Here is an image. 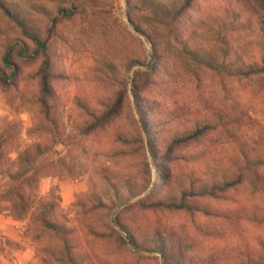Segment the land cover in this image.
<instances>
[{
    "label": "rangeland",
    "instance_id": "374dc122",
    "mask_svg": "<svg viewBox=\"0 0 264 264\" xmlns=\"http://www.w3.org/2000/svg\"><path fill=\"white\" fill-rule=\"evenodd\" d=\"M13 1L30 30L37 31L42 38L54 44L57 65L67 75L57 84L65 142L54 146L36 162H23L24 155L35 154L42 139L38 110L33 103L36 86L27 80L28 73L35 69L38 60L28 59L22 62L23 76L19 86L8 91L0 90V142L3 143L0 157V264L59 263L62 250L58 241L43 232L34 220L40 205L51 202L57 205V219L73 230L76 245L88 252L96 264H164L161 254L136 248L127 241L125 234L126 245L119 249L95 242L81 223L79 202L85 201L87 194L104 184V174L128 175L132 169L127 161L113 159L114 151L120 148L114 139L76 138L77 125L82 119L77 101L83 100L94 106L119 92L122 88L116 80L125 78L128 81L129 101L125 99L117 127L130 130L133 115L141 120L130 77L137 69L146 70L154 66L152 77L155 82L152 88L147 89V97L156 98L171 110L184 111L183 118L170 125L166 135L191 125L196 119H206L216 112L228 113L230 110L243 111L262 128L264 100L258 93L259 84L252 80H234L223 85L217 76L191 66L184 57L169 48L163 34L159 40L165 58H158L153 43L143 34L132 30L133 26L127 18L126 0H95L92 5L81 0ZM249 1L257 9L258 15L252 16L253 26L249 33L241 36V45L249 41L254 43L257 33L264 31V0ZM240 2L200 0L191 17L196 20L203 15L217 19L225 6L244 13ZM61 7L72 8L76 16L73 20L64 19L53 35L48 30L54 27L53 18H61ZM20 39L26 38L14 23L0 13V52L4 43ZM132 60L137 62L128 72ZM144 135L150 141L146 132ZM210 139L214 142L218 158L226 156V159L234 154L232 142L223 132L212 133ZM146 149L149 163L147 178L151 179L150 191L153 192L164 181H175L174 177L178 174L185 178L186 174L199 166L194 162V148H178V158L168 163L155 160L148 145ZM36 168V182L28 189L23 175H31ZM22 193L26 199L21 198ZM252 193L253 186L249 182L239 197L242 203H214L223 209L238 212L230 221L202 216L196 218L205 229L210 228L215 232L206 252L220 248L245 259L259 258L264 246V226L249 217ZM145 195L124 204H133ZM23 206L27 207V211ZM121 206L107 217L123 233L115 222L116 215L123 208ZM148 220L152 229L196 236L191 219L185 214L149 213Z\"/></svg>",
    "mask_w": 264,
    "mask_h": 264
},
{
    "label": "trees",
    "instance_id": "16d2710c",
    "mask_svg": "<svg viewBox=\"0 0 264 264\" xmlns=\"http://www.w3.org/2000/svg\"><path fill=\"white\" fill-rule=\"evenodd\" d=\"M81 1L87 5L95 2ZM199 1L126 0L127 18L136 32L153 43L158 58H165L159 40L163 34L169 42L168 47L184 57L191 66L211 72L223 85L234 80L257 82L258 93L264 100V31L257 33L254 43L249 41L241 45L239 42L244 33L250 32L252 16L258 15L257 9L249 0H240L244 13L225 6L217 19L202 15L195 20L191 12ZM0 13L14 23L26 38L8 41L2 46L0 90L18 87L23 76L22 62L38 60L35 69L28 73L27 80L36 86L33 103L38 110L42 139L35 154L28 153L23 157V162L30 164L54 146L65 142L57 84L67 75L57 65L54 44L42 38L37 31L30 30L13 0H0ZM59 13L61 18H53L54 27L48 30L53 35L64 19L73 20L76 16L69 7H61ZM136 62H130L128 72ZM153 69L154 66L146 70L137 69L130 77L142 126L141 120L133 115L130 130L117 127L125 99L129 101L125 78L116 80L122 88L119 92L94 106L83 100L77 101L82 119L77 125L76 138L114 139L120 148L114 151L113 159L127 161L132 169L128 175L104 174V184L87 194L85 201L79 202L81 223L95 242L119 249L126 245L127 238L140 250L161 254L164 264H264V246L257 260L232 255L220 248L206 252L215 232L196 221L198 216L232 220L238 212L223 209L214 203H242L239 197L251 182L253 199H250L249 217L264 226V127L259 128L243 111L230 110L228 113L216 112L206 119H196L191 125L166 135L170 125L183 118L184 111L171 110L156 98L147 97V89L152 88L155 82ZM144 132L150 141L145 139ZM217 132H223L235 150L226 159V156L218 158L215 155L214 142L210 137ZM2 144L0 142V157L3 154ZM147 145L155 160L166 163L178 158V148H194V162L199 166L185 178L179 174L174 177L173 174L175 181H164L157 191H150ZM184 158L188 159L187 156ZM36 170L38 168L29 176L23 175L28 189L36 182ZM142 195L145 196L123 207L116 215L115 222L123 230L121 233L111 224L107 214ZM21 198L26 199V195L22 193ZM56 208L57 205L52 202L40 205L34 220L43 232L58 241L62 250L58 264H96L88 252L76 245L73 230L57 219ZM23 209L27 211V207L23 206ZM165 212L189 216L196 236L152 229L148 225L149 213Z\"/></svg>",
    "mask_w": 264,
    "mask_h": 264
},
{
    "label": "water",
    "instance_id": "95a60500",
    "mask_svg": "<svg viewBox=\"0 0 264 264\" xmlns=\"http://www.w3.org/2000/svg\"><path fill=\"white\" fill-rule=\"evenodd\" d=\"M132 27V26H131ZM132 30L134 31V32H136V30H135V28L134 27H132ZM148 65H146V67H147ZM126 205L125 204H122V206H121V208L122 207H125ZM128 242H129V240H127ZM130 244V243H129Z\"/></svg>",
    "mask_w": 264,
    "mask_h": 264
}]
</instances>
